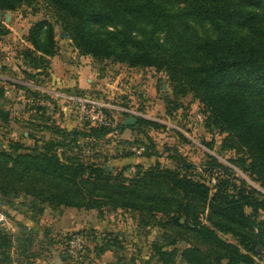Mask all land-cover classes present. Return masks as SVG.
Here are the masks:
<instances>
[{
	"label": "trees",
	"instance_id": "1",
	"mask_svg": "<svg viewBox=\"0 0 264 264\" xmlns=\"http://www.w3.org/2000/svg\"><path fill=\"white\" fill-rule=\"evenodd\" d=\"M29 1L0 0V12H14ZM43 2L81 56L154 69L166 78L173 98L167 103L192 96L203 108L206 124L236 140L235 150L242 154L237 167L264 190V0ZM7 34L0 22V38ZM26 42L31 48L22 58L39 75L57 54L55 25L47 19L34 23ZM180 107L175 103L173 110ZM0 115L9 120L8 113ZM137 125L68 133L45 127L59 140L0 148V199L23 194L33 204L137 213L140 227L164 231L160 241L150 244V259L158 264H258L256 258L264 252V221H258L264 196L215 159L206 163L216 175L210 187L177 149L166 157L175 161L174 168L156 162L146 170L136 166L129 177L127 167L113 171L67 155L66 148L72 149L80 137L97 140L141 127ZM152 154L159 156L149 150L144 156ZM111 236V246L124 242L120 234ZM181 242L186 246L179 250ZM9 243L0 232V249ZM110 250L101 247L98 253Z\"/></svg>",
	"mask_w": 264,
	"mask_h": 264
},
{
	"label": "rangeland",
	"instance_id": "2",
	"mask_svg": "<svg viewBox=\"0 0 264 264\" xmlns=\"http://www.w3.org/2000/svg\"><path fill=\"white\" fill-rule=\"evenodd\" d=\"M44 19L55 25L57 54L48 58V69L38 75L26 64L22 52L31 48L26 42L30 27ZM0 22L8 29V34L0 38V112L8 113L9 119L5 122L0 115V148L8 150L11 143L33 147L36 141L41 145V141L59 140L58 135L45 127H58L68 133L99 126L86 116L89 111L99 110L111 129L127 117L152 122L159 127L137 121V126L141 127L135 130H118L97 140L80 137L72 149L66 148L67 155L106 165L113 171L127 167L125 175L129 177L136 171V166L146 170L159 162L166 168H174L175 161L166 157L172 153L171 149H177L195 165L193 171L210 187L216 176L207 169L206 163L211 157L230 168L239 182L264 196V190L237 167L242 154L235 150L236 140L208 126L203 108L192 96L167 103V99L173 98L163 74L150 68H129L81 56L52 18V12L43 0H30L14 12H0ZM81 74L85 86L79 88L77 79ZM75 98L91 104H80ZM175 103L181 105L177 110H173ZM122 108L130 112H122ZM134 147L142 148V151L138 154L133 151ZM147 150L159 156L152 154L145 158ZM33 203L31 197L23 194L0 199V232L10 242L0 249V261L4 264H54L56 252L64 258L62 264H144L146 261L158 264L156 259H150V244L160 241L164 231L155 225L140 227L137 213ZM39 207L41 213L37 212ZM258 221H264V212L260 213ZM115 233L125 236L124 242L111 246V235ZM73 234L84 236L86 255L80 257L68 250L67 242ZM223 238L234 243L230 236ZM185 246L181 242L177 248L182 250ZM101 247L110 248L113 259L104 257L106 252L100 255ZM256 262L264 264V252Z\"/></svg>",
	"mask_w": 264,
	"mask_h": 264
},
{
	"label": "built area",
	"instance_id": "3",
	"mask_svg": "<svg viewBox=\"0 0 264 264\" xmlns=\"http://www.w3.org/2000/svg\"><path fill=\"white\" fill-rule=\"evenodd\" d=\"M75 102H78L80 104L82 103H90L87 100H83L80 98H75L74 99ZM91 104V103H90ZM122 112H130L127 108H122L121 109ZM87 115V119L90 122H93L95 124L98 125H108L109 123H107V120L105 119V117L102 116L101 111H89L88 113H86ZM133 151H135L136 153H140L142 151V148H138V147H134ZM67 246H68V250L77 255V256H84L87 254V246H86V242H85V238L83 235L81 234H73L70 236L69 241L67 242Z\"/></svg>",
	"mask_w": 264,
	"mask_h": 264
},
{
	"label": "water",
	"instance_id": "4",
	"mask_svg": "<svg viewBox=\"0 0 264 264\" xmlns=\"http://www.w3.org/2000/svg\"><path fill=\"white\" fill-rule=\"evenodd\" d=\"M124 126L126 127H135L137 124V119H135L134 117H127L123 123ZM64 258L59 256V253L56 252L55 253V263L54 264H62L61 261H63Z\"/></svg>",
	"mask_w": 264,
	"mask_h": 264
},
{
	"label": "crops",
	"instance_id": "5",
	"mask_svg": "<svg viewBox=\"0 0 264 264\" xmlns=\"http://www.w3.org/2000/svg\"><path fill=\"white\" fill-rule=\"evenodd\" d=\"M78 80V82H79V88H82V86H85L83 83V80H84V77L82 76V74H81V76L77 79ZM164 87V86H163ZM128 128H126L125 130H127ZM113 133H116V132H113ZM145 157V156H144ZM145 158H147V157H145ZM131 167H133V166H131ZM130 167V169H133V168H131ZM106 169H110V168H108L107 166H106ZM115 235H118V234H116L115 233ZM121 237H125V236H122V235H120ZM113 254H112V252L111 251H107L103 256L105 257V256H109L108 258H110V259H113V256H112Z\"/></svg>",
	"mask_w": 264,
	"mask_h": 264
}]
</instances>
